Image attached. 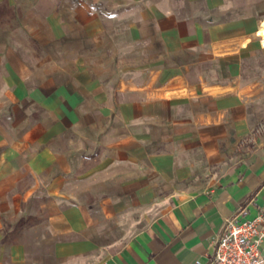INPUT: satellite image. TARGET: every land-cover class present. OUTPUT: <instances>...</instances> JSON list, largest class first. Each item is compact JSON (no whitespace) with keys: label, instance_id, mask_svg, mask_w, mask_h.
I'll list each match as a JSON object with an SVG mask.
<instances>
[{"label":"crops","instance_id":"0c3cea01","mask_svg":"<svg viewBox=\"0 0 264 264\" xmlns=\"http://www.w3.org/2000/svg\"><path fill=\"white\" fill-rule=\"evenodd\" d=\"M105 1L139 15L127 25L150 50L139 81L103 97H87L84 70L29 85L20 55L0 52V264L5 251L6 264H211L226 218L264 214V122L249 119L243 77L264 0L72 11ZM60 4L33 7L61 27ZM233 141L249 146L235 159Z\"/></svg>","mask_w":264,"mask_h":264},{"label":"rangeland","instance_id":"374dc122","mask_svg":"<svg viewBox=\"0 0 264 264\" xmlns=\"http://www.w3.org/2000/svg\"><path fill=\"white\" fill-rule=\"evenodd\" d=\"M34 1L0 0V52L12 47L20 55L31 75L29 85H36L48 76L59 83L84 70L90 82L94 81L87 97L91 93L103 97L129 80L139 81L140 71L149 69L151 62L139 60L146 54L147 46L141 45L137 30L127 27L138 18V13L105 1L90 3L92 13L81 16L72 11L74 0H61L51 19L61 27H51L47 18L33 7ZM258 29L264 35L263 28ZM259 40L264 44V39ZM263 44L259 43L260 49L254 52L243 73L245 81L253 83L256 89L248 108L251 123L258 119L264 122ZM235 145L233 141L228 147L229 158L235 159L249 147H241L237 152ZM3 264H6V251Z\"/></svg>","mask_w":264,"mask_h":264},{"label":"built area","instance_id":"2783aa9c","mask_svg":"<svg viewBox=\"0 0 264 264\" xmlns=\"http://www.w3.org/2000/svg\"><path fill=\"white\" fill-rule=\"evenodd\" d=\"M223 224V230L215 240L211 264H264L262 212L249 219L232 216Z\"/></svg>","mask_w":264,"mask_h":264},{"label":"bare ground","instance_id":"6f19581e","mask_svg":"<svg viewBox=\"0 0 264 264\" xmlns=\"http://www.w3.org/2000/svg\"><path fill=\"white\" fill-rule=\"evenodd\" d=\"M256 35L259 36L261 39H264V38H263V35H261V34L259 33V30L257 31ZM262 41H263V40H262Z\"/></svg>","mask_w":264,"mask_h":264}]
</instances>
